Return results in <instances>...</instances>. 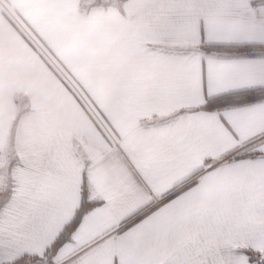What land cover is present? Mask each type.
<instances>
[{
  "label": "snow or ice",
  "instance_id": "obj_1",
  "mask_svg": "<svg viewBox=\"0 0 264 264\" xmlns=\"http://www.w3.org/2000/svg\"><path fill=\"white\" fill-rule=\"evenodd\" d=\"M258 0H0V264H264Z\"/></svg>",
  "mask_w": 264,
  "mask_h": 264
},
{
  "label": "crops",
  "instance_id": "obj_2",
  "mask_svg": "<svg viewBox=\"0 0 264 264\" xmlns=\"http://www.w3.org/2000/svg\"><path fill=\"white\" fill-rule=\"evenodd\" d=\"M258 6L264 7V0H258ZM264 51V50H262Z\"/></svg>",
  "mask_w": 264,
  "mask_h": 264
}]
</instances>
